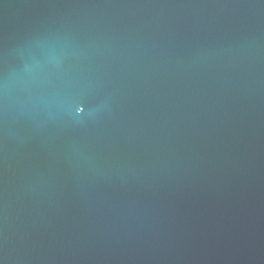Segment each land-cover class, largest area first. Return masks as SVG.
Returning <instances> with one entry per match:
<instances>
[{
    "label": "water",
    "instance_id": "obj_1",
    "mask_svg": "<svg viewBox=\"0 0 264 264\" xmlns=\"http://www.w3.org/2000/svg\"><path fill=\"white\" fill-rule=\"evenodd\" d=\"M0 264H264V0H0Z\"/></svg>",
    "mask_w": 264,
    "mask_h": 264
}]
</instances>
